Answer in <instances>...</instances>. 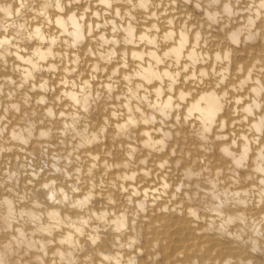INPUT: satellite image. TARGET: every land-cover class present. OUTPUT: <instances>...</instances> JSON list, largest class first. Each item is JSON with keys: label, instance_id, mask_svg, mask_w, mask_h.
Here are the masks:
<instances>
[{"label": "bare ground", "instance_id": "bare-ground-1", "mask_svg": "<svg viewBox=\"0 0 264 264\" xmlns=\"http://www.w3.org/2000/svg\"><path fill=\"white\" fill-rule=\"evenodd\" d=\"M0 264H264V0H0Z\"/></svg>", "mask_w": 264, "mask_h": 264}]
</instances>
